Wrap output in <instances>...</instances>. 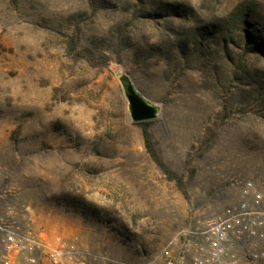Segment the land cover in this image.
Segmentation results:
<instances>
[{
	"label": "rangeland",
	"instance_id": "374dc122",
	"mask_svg": "<svg viewBox=\"0 0 264 264\" xmlns=\"http://www.w3.org/2000/svg\"><path fill=\"white\" fill-rule=\"evenodd\" d=\"M107 1L109 9H94L89 0H0V198L12 208L25 204L31 229L48 240L61 236L105 259L92 264H143L221 208L214 195L225 176L252 177L256 167L264 174V152L244 143H264V121L230 106L221 119L217 95L225 93L197 64L169 66L131 47L118 54L121 33L134 47L173 35L166 19L142 16L137 0ZM152 1L189 8V18L172 20L175 29L225 19L244 0ZM254 1L264 30V0ZM75 14L84 19L80 49L107 57V66L69 51ZM123 78L160 107L151 129L163 159L185 173L187 195L147 153L141 128L130 120ZM211 137L205 154L187 157ZM68 199L86 201L111 223L86 220L66 206ZM127 235L142 240L144 250Z\"/></svg>",
	"mask_w": 264,
	"mask_h": 264
},
{
	"label": "trees",
	"instance_id": "16d2710c",
	"mask_svg": "<svg viewBox=\"0 0 264 264\" xmlns=\"http://www.w3.org/2000/svg\"><path fill=\"white\" fill-rule=\"evenodd\" d=\"M137 1L143 4L144 14L142 16L151 20L166 19V28H169L173 37L165 35L164 40L157 44L134 47L128 45L121 33L117 35L120 46L116 50L118 54L131 47L138 57L140 55L149 58L158 56L167 60L169 66L171 64L175 67L184 65L189 68L197 64L196 67L201 71L214 77L221 92L225 93L217 95V105L222 108L221 113L224 112L221 119L227 118L225 112L230 106L232 110L251 112L264 121V30L256 13L257 4L254 0H244L238 3L225 19L190 27L182 25L175 29H172V20L189 18L191 14L189 8L169 2ZM89 2L94 9L96 5L105 9L112 7L107 0H89ZM149 6L150 11H148ZM70 21L75 31L68 42L69 51L76 59H84L94 67L107 66L110 62L107 57L98 55L90 48L80 49L82 33L80 25L84 21L83 15L75 14L70 17ZM226 96L229 101H226ZM136 124L141 128L145 149L153 162L167 180L175 182L179 190L187 195L188 183L185 181V173L174 170L163 159L151 129V122ZM51 128L54 132L60 130V126L56 124ZM219 135L220 133H217V139ZM214 140L213 137L209 138L199 148L192 146L187 157L195 159L198 153L202 156L212 147ZM244 143L251 146V151L264 152V143L259 141V137L246 139ZM195 172L196 169L190 172V180L194 178ZM1 186L6 187L4 184ZM66 206L72 210H78L90 222L97 221L100 226L111 223L110 220L101 219L98 216V210L90 207L84 200L68 199ZM120 232L122 235L126 234L122 230H119ZM125 240L141 246L144 250L145 244L142 240L135 239L131 235H127Z\"/></svg>",
	"mask_w": 264,
	"mask_h": 264
},
{
	"label": "built area",
	"instance_id": "2783aa9c",
	"mask_svg": "<svg viewBox=\"0 0 264 264\" xmlns=\"http://www.w3.org/2000/svg\"><path fill=\"white\" fill-rule=\"evenodd\" d=\"M262 169L256 167L251 178L240 172L225 176L214 195L221 208L180 231L159 256L143 264H264ZM28 211L25 204L12 208L0 198V264H92L105 260L76 241L61 236L48 240L33 231Z\"/></svg>",
	"mask_w": 264,
	"mask_h": 264
},
{
	"label": "water",
	"instance_id": "95a60500",
	"mask_svg": "<svg viewBox=\"0 0 264 264\" xmlns=\"http://www.w3.org/2000/svg\"><path fill=\"white\" fill-rule=\"evenodd\" d=\"M128 101L130 120L133 123L151 122L161 113L159 106L146 100L126 78L122 79Z\"/></svg>",
	"mask_w": 264,
	"mask_h": 264
}]
</instances>
